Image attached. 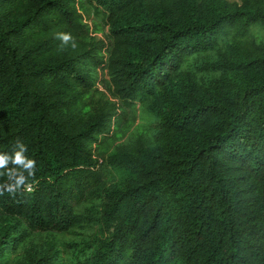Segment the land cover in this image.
<instances>
[{"label":"trees","instance_id":"16d2710c","mask_svg":"<svg viewBox=\"0 0 264 264\" xmlns=\"http://www.w3.org/2000/svg\"><path fill=\"white\" fill-rule=\"evenodd\" d=\"M253 26L264 0H0V152L36 161L0 264H264Z\"/></svg>","mask_w":264,"mask_h":264},{"label":"clouds","instance_id":"9594fccd","mask_svg":"<svg viewBox=\"0 0 264 264\" xmlns=\"http://www.w3.org/2000/svg\"><path fill=\"white\" fill-rule=\"evenodd\" d=\"M57 38L61 40L62 45L71 42L72 47H76L70 33H57ZM26 152L27 147L19 138L12 153L0 152V177H6V180L0 183V195L7 192L14 197L21 190H32L29 178L35 176L36 161L29 158Z\"/></svg>","mask_w":264,"mask_h":264},{"label":"rangeland","instance_id":"374dc122","mask_svg":"<svg viewBox=\"0 0 264 264\" xmlns=\"http://www.w3.org/2000/svg\"><path fill=\"white\" fill-rule=\"evenodd\" d=\"M231 1H238L240 2L241 0H231ZM84 13V17H85V20L88 22V24L92 27L91 31L92 32H95V25L94 24H97L99 25L100 27H102L105 32H107V28L105 27V25L101 22L100 19L90 15L88 12H83ZM251 32H252V35L255 36V37H258L260 39H264V28H261V27H258V26H253L252 29H251ZM97 37L99 38H103L105 39V33H96L95 34ZM101 89H103V86L102 84L98 85ZM126 117V116H124Z\"/></svg>","mask_w":264,"mask_h":264}]
</instances>
